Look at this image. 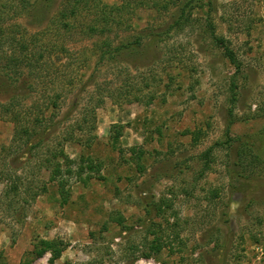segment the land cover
I'll list each match as a JSON object with an SVG mask.
<instances>
[{
  "label": "rangeland",
  "instance_id": "obj_1",
  "mask_svg": "<svg viewBox=\"0 0 264 264\" xmlns=\"http://www.w3.org/2000/svg\"><path fill=\"white\" fill-rule=\"evenodd\" d=\"M173 1L88 0L79 25L67 31L58 15L66 0H50L32 14L19 0H0V26L37 34L47 45L45 57L56 72L43 93L59 94L47 117L61 119L81 91L64 124L77 120L84 127L75 125L80 143L64 142L61 130L49 144L63 146L75 162L72 169L82 167L81 177L69 183V200L62 202L58 188L49 185L24 202L22 189L3 178L13 172L11 151L1 148L10 146L14 124L0 115V264H264V0L214 2L215 34L235 51L239 71L205 32L203 0L192 9L190 25L149 50L144 61L150 63L107 60L95 83L82 90L98 39L107 35L117 43L162 29ZM100 7L110 10L109 23L102 24L110 31L91 37L86 27ZM6 98L0 94V102ZM42 99L33 93L22 105L44 108ZM230 117L231 147L225 141ZM32 165L16 174L30 178ZM148 203L152 209L161 204L162 212L148 215ZM159 230L162 247L151 253L145 239ZM212 237L219 239L210 242ZM52 239L66 244L53 262L43 243Z\"/></svg>",
  "mask_w": 264,
  "mask_h": 264
},
{
  "label": "trees",
  "instance_id": "obj_2",
  "mask_svg": "<svg viewBox=\"0 0 264 264\" xmlns=\"http://www.w3.org/2000/svg\"><path fill=\"white\" fill-rule=\"evenodd\" d=\"M20 7L26 8L29 5L28 13H34L37 10H41L43 7H48L50 0H39L36 5H31L29 0H19ZM174 0L173 4L175 9L171 15L170 20L165 27L157 31H152L148 34L137 33L133 35L130 40H120L117 43L109 40V37L105 35L106 31H110L109 28L104 27L102 24L109 23L110 10L106 11L108 7H100L97 10V15L88 23L86 29L89 32V36L105 35L101 39H98L94 44L92 53L96 57L95 65L92 74L85 81L82 90L88 85L95 83V73L99 72L105 61L110 60L111 64L115 61L126 62L132 67L139 65H145L144 60L147 59L149 50L157 46V44L164 40V36L169 35L173 30L183 29L190 25V14L193 8L200 6L203 0ZM88 0H66L62 10L59 11V20L63 21L64 25L69 31L72 28H76L79 25L78 14L84 11ZM176 2V3H175ZM215 0H204V4L207 9V17L205 32L211 37V42L221 50L223 56L233 63L236 67V71L240 69V62L237 59L235 51L228 45L227 41L223 37H219L215 34L212 20L210 19L212 11L215 9ZM17 0V4H18ZM17 7V5L15 4ZM106 6V5H103ZM167 7L166 5H163ZM82 8V9H81ZM111 9L119 12L120 9L111 6ZM77 16V17H76ZM4 19L0 15V23ZM72 20V21H70ZM113 22V19L111 20ZM83 25V24H82ZM82 25L80 28H82ZM85 32V29L84 31ZM47 45L41 43L37 34H30L27 36L19 28H11L5 30L0 26V94L7 96L5 102H0V115L7 116L14 124L13 135L10 146H3L1 151H6L9 154L11 151L12 160L10 165L13 169L12 173L5 174L0 171V176L6 180H12L15 186H19L22 194L25 195L24 202L28 200H34L41 194L47 192L49 185H55L58 188L59 195L62 198V202H67L70 195V181L71 179L81 177L82 167L78 166L76 169H72V165L75 163L70 160L67 154L64 152L63 146L55 147L49 145L54 140H57L58 133L62 130L65 131L63 137L64 142H82V139L77 135L78 131H83V121L80 123L74 120L73 123L65 126L64 122L68 121L70 114L77 106L81 91L77 92L72 101L71 107L64 113V116L55 120L56 116L51 113L48 117L49 108L56 110L58 93H55L52 97L50 95L44 96L47 86L53 84L54 75L50 70L47 57ZM64 55H68V49L65 47L58 48ZM119 59V60H117ZM54 67V66H53ZM58 69V67H55ZM53 72H56L53 70ZM33 93L43 96V103L46 107L42 106L38 102H33L30 107H23L22 100ZM41 94V95H40ZM232 100H235L233 95ZM100 98L98 103H101ZM229 115L232 116L231 111ZM234 123L233 117H230L227 121L225 128V136L227 146L231 147L234 137L231 135V126ZM87 125V124H86ZM94 128V125L91 126ZM90 136L86 137L84 142L90 141ZM62 139L58 141V145L62 144ZM209 150L204 154L208 155ZM45 155V156H44ZM33 163L34 169L30 178L28 176L17 175L16 172L19 168H25ZM9 165V166H10ZM79 165V164H78ZM27 166V167H28ZM25 170V169H24ZM12 178V179H11ZM6 196H9V190L5 192ZM7 199V198H6ZM11 202V201H10ZM148 206L145 208L146 213L149 215L152 210L154 213L162 212L161 204L154 203L155 208L152 209ZM225 222H228L227 212L224 213ZM118 225L125 228L122 221H118ZM162 231L159 230L155 233L154 237L145 242L149 245L151 253H157L160 251L163 243ZM219 237L210 239V242H217ZM209 242V241H208ZM44 244H49L51 249L50 261H55L61 256L62 251L66 248L59 239H52L51 241H44ZM218 245V244H216ZM151 253H143L142 256H148Z\"/></svg>",
  "mask_w": 264,
  "mask_h": 264
}]
</instances>
